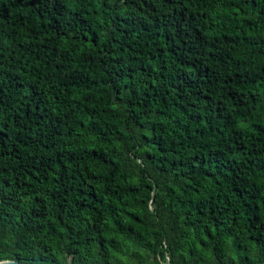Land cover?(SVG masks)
<instances>
[{
	"label": "trees",
	"instance_id": "trees-1",
	"mask_svg": "<svg viewBox=\"0 0 264 264\" xmlns=\"http://www.w3.org/2000/svg\"><path fill=\"white\" fill-rule=\"evenodd\" d=\"M2 260L264 264V0H0Z\"/></svg>",
	"mask_w": 264,
	"mask_h": 264
},
{
	"label": "water",
	"instance_id": "water-1",
	"mask_svg": "<svg viewBox=\"0 0 264 264\" xmlns=\"http://www.w3.org/2000/svg\"><path fill=\"white\" fill-rule=\"evenodd\" d=\"M0 264H36V263H22L16 260H2Z\"/></svg>",
	"mask_w": 264,
	"mask_h": 264
},
{
	"label": "rangeland",
	"instance_id": "rangeland-1",
	"mask_svg": "<svg viewBox=\"0 0 264 264\" xmlns=\"http://www.w3.org/2000/svg\"><path fill=\"white\" fill-rule=\"evenodd\" d=\"M147 196V195H146Z\"/></svg>",
	"mask_w": 264,
	"mask_h": 264
}]
</instances>
